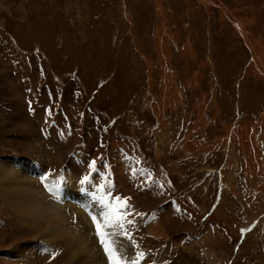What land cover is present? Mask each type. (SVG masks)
I'll list each match as a JSON object with an SVG mask.
<instances>
[{
  "label": "rangeland",
  "instance_id": "1",
  "mask_svg": "<svg viewBox=\"0 0 264 264\" xmlns=\"http://www.w3.org/2000/svg\"><path fill=\"white\" fill-rule=\"evenodd\" d=\"M24 184L53 226L0 193V264H109V184L145 264H264V0H0V192Z\"/></svg>",
  "mask_w": 264,
  "mask_h": 264
},
{
  "label": "snow or ice",
  "instance_id": "2",
  "mask_svg": "<svg viewBox=\"0 0 264 264\" xmlns=\"http://www.w3.org/2000/svg\"><path fill=\"white\" fill-rule=\"evenodd\" d=\"M139 164V161H137ZM92 170L90 174L84 175L82 184L89 182V175L93 180L99 174L96 161L92 160L89 165ZM103 168V165H100ZM130 169V172H133ZM44 179H47L46 177ZM151 179V173L147 178H142L141 190H151L155 187L163 188L164 185H157L155 181L148 184ZM46 189L53 196L59 194V181H53L45 185ZM96 191L101 193L98 197L100 211L91 215V220L95 225V234L99 239L109 264H145L146 253L140 249V245L135 237L136 217L145 218V214L136 211L135 207L129 203L131 197L122 198L119 194H112V185H98ZM155 215V214H153ZM126 249H130L127 251ZM59 255L58 252H52V258Z\"/></svg>",
  "mask_w": 264,
  "mask_h": 264
},
{
  "label": "bare ground",
  "instance_id": "3",
  "mask_svg": "<svg viewBox=\"0 0 264 264\" xmlns=\"http://www.w3.org/2000/svg\"><path fill=\"white\" fill-rule=\"evenodd\" d=\"M38 174L39 175H42V173L40 172H38ZM23 180H24V178H23ZM29 180V179H28ZM42 180V179H41ZM32 180H29V184L28 183H26V185H28L29 187L30 186H32V187H34L35 186V184H34V182L32 181ZM50 183V182H49ZM41 185V184H40ZM24 187H26L25 186V184L23 185V186H19V192L17 191V192H9V193H11L12 195H10L9 196V198H8V200H7V203H5L6 204V207L8 208V209H12L13 210V213H16L17 214V216H19V218H20V221H22L23 223L26 221V219H24L22 216L23 215H25V218H26V215H29L30 213H32V217L34 218V219H36V220H48V219H46V218H44V215L42 214V217L39 219L38 218V207L36 206V208L34 207V205H37V198L33 195V193H29V194H24L23 193V189H25ZM35 188H36V186H35ZM32 189V188H31ZM22 190V192H20ZM1 193V195L2 196H5L7 193H3V192H0ZM30 197V198H29ZM58 197H59V199H60V197L61 196H59L58 195ZM33 201H35V202H33ZM53 201L54 202H57V203H59L58 202V198L55 196L54 198H53ZM16 202V203H15ZM43 204H44V202L41 200V198H40V202H39V205L40 206H43ZM55 208H57V205H55L54 206ZM76 208V207H75ZM70 215H75V213H74V206H73V208L71 207V209H70ZM48 222H49V220H48ZM22 223V224H23ZM36 225V224H35ZM46 225H47V227L48 228H45V233H49L50 231H51V228H52V226H53V222H49L48 224L46 223ZM79 225L82 227L83 226V224H82V220H80V222H79ZM55 226V228L56 229H58L59 230V228H61V226H60V223H57V224H55L54 225ZM79 226V227H80ZM43 227V226H42ZM63 228V227H62ZM150 230V229H149ZM37 231L39 232V230L37 229ZM157 234V233H156ZM159 234V233H158ZM159 236V235H158ZM47 237V236H46ZM48 238H49V236H48ZM49 239H51V238H49ZM98 239V238H97ZM97 243H98V240H97ZM127 251H130V249H126ZM80 254V253H79ZM43 255V253H41V255L40 256H42ZM76 255V254H75ZM94 255L98 258V262H100V258H99V256H98V254H95L94 253ZM78 256V255H77ZM212 257V256H211ZM216 258H218V257H216ZM44 261V260H43ZM67 262L68 261H65V262H63V264H67ZM106 262H108V261H106ZM38 264H41L42 262H37ZM84 263H89V261L87 260V257H85L84 256ZM43 264V263H42Z\"/></svg>",
  "mask_w": 264,
  "mask_h": 264
},
{
  "label": "crops",
  "instance_id": "4",
  "mask_svg": "<svg viewBox=\"0 0 264 264\" xmlns=\"http://www.w3.org/2000/svg\"><path fill=\"white\" fill-rule=\"evenodd\" d=\"M26 194H27V192H26ZM8 196H2V199H3V201H4V203H7V200H8ZM33 202H35V201H33ZM34 207L36 208V205H34ZM24 217H25V215H23ZM26 216H29L30 217V219H32L33 217H32V213H30L29 215H26ZM34 219V218H33ZM36 222H40L39 220H36V219H34ZM45 235H47V233H44Z\"/></svg>",
  "mask_w": 264,
  "mask_h": 264
}]
</instances>
